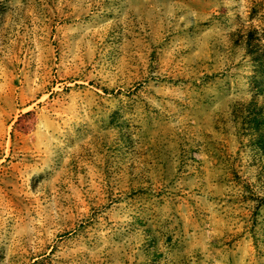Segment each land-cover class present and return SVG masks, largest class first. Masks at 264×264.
Listing matches in <instances>:
<instances>
[{"label": "rangeland", "instance_id": "1", "mask_svg": "<svg viewBox=\"0 0 264 264\" xmlns=\"http://www.w3.org/2000/svg\"><path fill=\"white\" fill-rule=\"evenodd\" d=\"M249 32L264 0H0V264H264Z\"/></svg>", "mask_w": 264, "mask_h": 264}, {"label": "trees", "instance_id": "2", "mask_svg": "<svg viewBox=\"0 0 264 264\" xmlns=\"http://www.w3.org/2000/svg\"><path fill=\"white\" fill-rule=\"evenodd\" d=\"M251 37H253L252 32H249L248 36L246 38V47L250 48L252 55L256 56L255 58L257 59V61L260 64H262L263 67H264V61L261 59V58H264V57L258 56V55H261V54H258L257 49H256V44L252 43ZM256 43H257V41H256Z\"/></svg>", "mask_w": 264, "mask_h": 264}]
</instances>
